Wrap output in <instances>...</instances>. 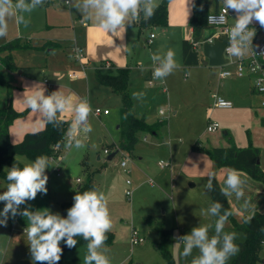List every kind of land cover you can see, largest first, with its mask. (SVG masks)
Wrapping results in <instances>:
<instances>
[{"label": "rangeland", "instance_id": "obj_1", "mask_svg": "<svg viewBox=\"0 0 264 264\" xmlns=\"http://www.w3.org/2000/svg\"><path fill=\"white\" fill-rule=\"evenodd\" d=\"M210 1L213 8L215 0ZM76 3L78 0H45L43 6L24 14L27 26L17 24L15 17L8 18V35L0 38V46L15 39L22 44L11 53L14 68L0 61V80L4 82L0 83L1 109L8 104V94L14 105L26 108L23 95L29 94V89L38 84L45 89V95L59 90L71 95L73 104L86 97L92 105L110 111L108 115L90 116L92 132L84 141L85 147L62 151L60 174L54 170V163L46 170L47 194L38 193L20 209H48L62 216L63 202L73 201L77 193L95 188L104 193L112 222L109 231L114 233V242L106 245L111 264H168L160 249L164 241L176 264H191L198 250L194 249L192 256L184 258L178 237L206 224L212 225L209 235L214 234L216 219L207 213L211 201L210 190L205 185L213 172L214 178L217 177V168L209 151L233 143L239 147L251 143L261 150L264 169V107L260 106V95L252 91L253 76L221 77L223 71L236 70L233 62L220 66L202 62L197 66L184 65L181 29L168 25L169 22L166 26L141 28L132 22L125 31L111 33L94 21L84 25L81 12L74 6ZM153 3L157 7L155 1ZM250 27L260 32L264 30L255 20ZM152 33L155 37L149 42ZM75 45L83 49L81 60L75 57ZM169 49L176 54L177 68L163 80L153 78L150 84L147 75L158 65L152 62V54H163ZM107 61H110L109 66ZM125 62L131 70L128 88L133 113L138 117L146 114L148 121L158 117L167 120L158 134L141 132L133 154L116 148L121 139L118 124L122 96L95 79L97 68L114 73ZM83 66L87 78L69 77V73L83 72ZM133 93L145 95L135 99ZM214 93L232 101V109L214 107ZM65 113L72 118L73 113ZM32 118L36 121L41 116L32 112ZM208 121L217 122L219 130L207 131ZM68 134H72L71 129ZM112 144L111 150H118V153L108 160L105 149ZM125 157L128 158L127 166L122 167ZM17 158L23 166L34 160L27 154H19ZM161 160L169 165L161 168L158 164ZM87 182L89 185L79 192V185ZM7 183V179L0 176V193L6 190ZM127 190L133 191L130 197ZM237 202L240 206L235 204L233 213L238 219L264 211V194L256 190L255 197L250 199L253 208L245 210L243 201ZM3 206L0 202V211ZM26 226L27 218L21 215L9 218L7 226L0 225V264H33L24 234ZM133 229L145 238L144 242L132 243ZM224 231L237 234L235 243L245 240V234L233 229L229 221ZM86 245L67 251L65 259L78 258L80 264H84ZM259 255L257 264H264V242Z\"/></svg>", "mask_w": 264, "mask_h": 264}, {"label": "clouds", "instance_id": "obj_2", "mask_svg": "<svg viewBox=\"0 0 264 264\" xmlns=\"http://www.w3.org/2000/svg\"><path fill=\"white\" fill-rule=\"evenodd\" d=\"M67 2V0H65ZM45 0H0V38L8 35V18L15 17L17 24L28 25L25 13H32L38 6H43ZM222 11L216 16H209L210 23H224L227 20L229 10L235 13L234 23L228 31L229 45L226 52L234 58H244L250 52L255 53L253 39L256 36L254 28L250 27L253 20L258 21L264 27V0H221ZM81 12V22L94 21L105 31L117 33L126 29V26L140 19L141 13L145 18L151 17L154 10L153 0H78L74 5ZM192 7L195 2L192 0ZM203 11V6L200 8ZM258 48L259 45H256ZM175 52L172 49L163 54L153 53L151 60L158 63L153 69L155 79H165L177 68ZM28 89V88H26ZM29 94L23 95L22 102L34 113H39L41 118L36 121L39 125L34 132L42 130L46 125L52 124L59 127L62 121L58 113H74V119L70 126L71 137L66 139L65 147L77 149L85 147L84 141L92 132L89 116L92 112L90 101L79 98L73 104L72 96L65 92L55 91L45 95V89L34 84ZM141 95L133 93L135 99ZM215 98V97H214ZM221 104L225 102L220 101ZM84 135L81 136L80 134ZM50 158L45 155L37 156L33 161L24 164L23 167L13 164L7 171L8 181L6 190L0 193V202L3 209L0 211V225L7 226L9 218L21 215L27 218V226L24 234L33 264H58L63 249L61 241L68 248H73L78 241L75 237H82L87 241V252L84 256V264H111L106 246L108 239L106 233L111 229L112 222L107 208L106 197L98 189H91L83 193H77L73 197V205L67 210V216L53 214L48 209L30 211L20 206L34 200L38 193L47 194L48 176L46 170L50 166ZM213 172L205 187L212 189ZM246 179L237 169L230 168L226 173L222 194L229 196L235 194L237 200L244 198V185ZM254 206L250 198L244 199L243 208L251 209ZM223 205L213 202L207 209V213L216 217L214 234L209 235L212 225L195 227L190 233L178 237L183 245L181 255L184 258L192 256L193 250H198V255L193 256L191 264H227L231 257L240 251L235 243L237 234L225 232L224 228L229 211L222 212ZM247 217L245 222L250 221ZM177 237H174V240Z\"/></svg>", "mask_w": 264, "mask_h": 264}, {"label": "trees", "instance_id": "obj_3", "mask_svg": "<svg viewBox=\"0 0 264 264\" xmlns=\"http://www.w3.org/2000/svg\"><path fill=\"white\" fill-rule=\"evenodd\" d=\"M169 1L170 0H161L157 7L154 8L151 17L145 18L143 13H141L140 19L137 22H133V24H138L140 28L146 25L166 26L168 24ZM194 2L195 8L192 7L190 24L193 28L194 36L196 37L201 35L205 29L209 28L207 16L211 11V1L194 0ZM201 5L203 6V11L200 10ZM21 46L22 44L18 39L2 44L0 46L1 63L9 68H14L15 65L11 53L14 49ZM201 55V51L194 48L193 42L187 39L182 41L184 65H199L202 59ZM130 73L131 70L129 66L118 67L114 73L105 72L97 68L95 79L99 83L109 87L113 92L122 96L123 106L120 110V122L118 124L121 139L120 144L116 146V148L125 149L130 154H133L135 144L139 139V134L141 132L158 134V131L167 123V120L161 118L153 123H149L147 122L146 114L138 117L133 113V102L128 88ZM0 83L4 82L0 80ZM8 99L7 106L2 109L0 108V176L3 178L7 176L6 167H12L14 163L19 167H23V164L17 158L19 154H27L33 159L40 155L49 156L52 154L54 152V146L63 144L64 137L71 126V121L60 117L58 113V118L62 121L59 127L48 124L38 132H27L20 142L13 143L10 138V126L15 119L25 116L30 111V108L18 111L14 107L9 94ZM113 146L114 144L107 145L106 147V149L110 151V154L114 152L113 149L111 150ZM209 155L217 168H234L245 172L254 180L264 182V169L259 162L260 149L253 146L251 143L247 147H239L234 143L227 147H214L209 151ZM89 183L90 182H87L84 186L79 185L78 191L80 192L82 188L88 186ZM221 190V185L213 178L212 189L210 190L211 204L213 202L221 203L223 205L221 214H223L224 211L231 212L232 214L228 217V221L231 223L233 229L241 230L245 234V240H237L240 251L233 257L231 262L227 264H257L260 260L259 251L264 242V211H255L250 216V221L246 223L245 219L249 216L238 219L233 213L228 197L222 194ZM72 204L73 201L62 203V217L67 216V210ZM214 218L216 219V217ZM106 235L108 239L105 243L106 245H111L114 242L113 231H108ZM75 239L78 243L71 249L61 241L60 246L63 252L58 264L80 263L78 258L65 259L64 257L67 251L87 243L82 237L77 236ZM164 242L160 245V249L167 258L168 264H176L174 258L165 247Z\"/></svg>", "mask_w": 264, "mask_h": 264}, {"label": "built area", "instance_id": "obj_4", "mask_svg": "<svg viewBox=\"0 0 264 264\" xmlns=\"http://www.w3.org/2000/svg\"><path fill=\"white\" fill-rule=\"evenodd\" d=\"M222 11V5H219L215 10L211 11L208 16H207V24L208 27L212 28H218L219 31L217 33H210L208 35H203L201 41L199 43H195L193 41V46L195 49L201 51V44L203 41H208V42H213L214 38L219 36L220 34H226L228 37V42L224 50L225 56L229 59V62H233L236 65V70L234 72L231 71H223L221 72V77H230L232 75H236L237 77H245V76H253V89L260 94L261 101L260 104L261 106L264 107V33L262 34L261 38L257 41V43L254 42L253 39V47L255 53H249L247 56L244 58H234L231 57L227 54L226 49L228 48L229 45V36H228V31L233 25V23H230L229 17L231 15V11L229 10L227 20L224 23H210L208 21L209 16H216L221 14ZM155 37V34L152 33L150 36L149 42H152L153 38ZM256 45H259L257 48ZM73 51L75 53V57L78 60H81L84 57L83 54V49L80 46H74ZM107 65V64H106ZM108 66V65H107ZM158 66V65H157ZM69 77L73 79H78V78H87V73H86V68L83 66V72H72L69 73ZM153 72L151 73L150 76V84H153ZM215 97V98H214ZM212 98L214 100L213 106L218 107V108H232L233 103L229 99H226L216 93L212 94ZM223 100L225 103L221 104L220 101ZM90 101V100H89ZM91 107H92V112L90 114L94 116H101L102 114H109L110 111L109 109H103L98 106L92 105L90 101ZM164 111L161 110L160 114H163ZM89 116V119H90ZM164 119V118H163ZM72 124V122H71ZM219 130V124L217 122H212L208 121L207 124V131L209 132H216ZM72 134H66L64 137V142L62 145H56L54 146V152L50 154L48 157L50 158L51 163H54V170L56 173L59 175L60 174V163L59 160L62 157L61 152L62 151H68L69 149L65 147V142L67 138H70ZM109 150L105 149V153L109 154ZM127 157L121 162L122 167L127 166ZM158 164L164 168L169 165L168 162H165L163 160L159 161ZM80 181V179H78ZM151 183H153L152 180H150ZM126 183L128 185L131 184L130 180H127ZM133 191L132 190H127L126 194L130 197L132 195ZM131 240L133 244H138L144 242L145 238L138 232V230L133 229L132 230V235H131Z\"/></svg>", "mask_w": 264, "mask_h": 264}, {"label": "crops", "instance_id": "obj_5", "mask_svg": "<svg viewBox=\"0 0 264 264\" xmlns=\"http://www.w3.org/2000/svg\"><path fill=\"white\" fill-rule=\"evenodd\" d=\"M154 1H155V4L158 5L161 0H153V2ZM219 5H222V4H219V0H215V4H214L213 8H211V11L215 10ZM168 10H169V12H168V22H169V24L168 25L173 24L176 27H179L181 29L182 41L184 39H187V40L193 42L195 36H194V33H193V28H192V26L190 24L191 17H192V0H170L169 1ZM234 19H235V13H233L231 11V15L229 17L230 23H234ZM83 24L87 25V22H84ZM254 29L256 31V36L254 37V42L257 43V41L261 38L262 34L264 33V30L262 32H260V30H257L256 27ZM218 31H219L218 28L209 27V28L204 30L203 34L204 35H208V34L214 33V32L217 33ZM201 58H203V55H201ZM182 60H183V56H182ZM106 64L109 66L110 65V61H107ZM126 66H129V65H128V63L125 62V63L119 65L118 67H126ZM105 72H110V71H105ZM110 73H112V72H110ZM151 73L152 72H149V74L147 75L148 79L150 78ZM252 91L257 93L253 89V85H252ZM258 95H260V94L258 93ZM13 105H14V102H13ZM260 106H261V104H260ZM14 107L18 111H22V110H25L26 108H28V107L24 108V107L18 106L16 104L14 105ZM261 107H263V106H261ZM221 109H232V108H221ZM106 115H108V114H106ZM59 116L64 118V119H66V120H70L71 122L74 119V113L72 115V118L66 117V113L59 114ZM146 119H147V117H146ZM158 119H161V118L158 117L156 120H158ZM156 120H154V121H148L147 120V122L153 123ZM36 121H38V120H36ZM36 121L32 118V112L31 111H29L25 116H22V117H19V118L15 119V121L10 126V138H11V141L13 143L20 142L27 132L34 131V129L38 128L39 125L36 123ZM263 121H264V119H263ZM226 135H228V132L226 133ZM100 141H101V139H100ZM261 158L262 157H261V150H260L259 162H260V165L262 167V159ZM229 169L230 168H227V167L217 168V177L215 179L219 182V184L221 185L222 189L225 186L224 185V180L226 178V173L228 172ZM240 172L243 175V177L246 179V184L244 185V189H243L244 190V198L241 199L243 202H244V199H246V198H250V199L254 198L255 197V190L259 194H264V182L263 181L254 180L250 176H248L245 172H243V171H240ZM244 174H246L250 179L246 178V176H244ZM255 181L259 182V183H255ZM79 182H81V181H79ZM227 197L229 199V202H230V205L232 207L233 212H235L234 211L235 206L236 205L240 206V205H238V202H237V199L235 197V194L229 195Z\"/></svg>", "mask_w": 264, "mask_h": 264}, {"label": "water", "instance_id": "obj_6", "mask_svg": "<svg viewBox=\"0 0 264 264\" xmlns=\"http://www.w3.org/2000/svg\"><path fill=\"white\" fill-rule=\"evenodd\" d=\"M203 33L194 38L195 43H199L203 37ZM228 42V37L226 34H220L215 37L213 42L203 41L201 44V53L203 58L201 62L204 65L210 66H220L229 62V59L225 56L224 50ZM227 132L224 131V134ZM118 153L117 151L112 152L108 155L107 159L111 160Z\"/></svg>", "mask_w": 264, "mask_h": 264}]
</instances>
